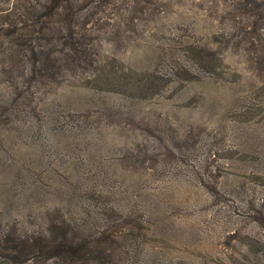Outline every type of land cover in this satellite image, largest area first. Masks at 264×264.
Instances as JSON below:
<instances>
[{"label": "rangeland", "instance_id": "374dc122", "mask_svg": "<svg viewBox=\"0 0 264 264\" xmlns=\"http://www.w3.org/2000/svg\"><path fill=\"white\" fill-rule=\"evenodd\" d=\"M45 1L0 0V264H264V0Z\"/></svg>", "mask_w": 264, "mask_h": 264}, {"label": "trees", "instance_id": "16d2710c", "mask_svg": "<svg viewBox=\"0 0 264 264\" xmlns=\"http://www.w3.org/2000/svg\"><path fill=\"white\" fill-rule=\"evenodd\" d=\"M69 0H46L45 3L42 4L44 7V11L46 12L45 15H53L64 3H66ZM261 19L264 20V13L261 14ZM20 42H17L19 44ZM21 47L19 48L20 50H14L12 53H7L8 56H12L13 58L19 57V61H16L17 64H21L20 61H22L21 56L25 58L26 57H35L37 58V55L41 56V54H50L52 52V47L51 45L47 47L46 44H42L40 46L41 48L39 49L38 46L34 47L32 44L29 45V47H26L25 44L22 42L20 43ZM22 52V53H21ZM3 54L5 55L6 52L4 51ZM50 56V55H49ZM203 57V56H202ZM206 56L203 57V60L205 59ZM34 58V59H35ZM24 60V59H23ZM68 231H66L63 235V239L60 241L54 242L52 245L44 247V244L36 245V253L34 255V246L32 245L30 249L26 247H21L18 246L16 249L18 250L16 252L18 261H24L27 259H30L31 257H43L42 255L49 256L52 254L53 256H59L61 258H64L66 260H71V259H76V258H82L83 260H89L90 257H94L93 255L97 256L95 251L99 252H104L102 248L97 246L96 241H89V242H75L73 237H69ZM253 241V240H252ZM255 242V241H253ZM96 245V246H94ZM256 252V255L261 254L263 252ZM12 257L15 259L13 256L14 254H11ZM111 255V254H107ZM107 255H106V260H107ZM263 255V254H262ZM90 256V257H89ZM10 257L8 256V260ZM99 259V258H95ZM264 259V256H263Z\"/></svg>", "mask_w": 264, "mask_h": 264}]
</instances>
